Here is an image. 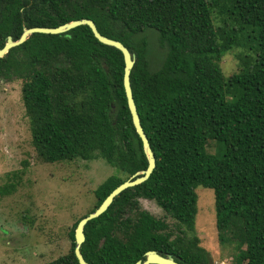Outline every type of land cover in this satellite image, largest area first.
Instances as JSON below:
<instances>
[{"label":"trees","instance_id":"obj_1","mask_svg":"<svg viewBox=\"0 0 264 264\" xmlns=\"http://www.w3.org/2000/svg\"><path fill=\"white\" fill-rule=\"evenodd\" d=\"M82 18L135 54L131 84L157 160L149 179L86 224L85 259L135 264L156 250L182 264H212L196 233L203 185L215 191L218 238L233 245L231 264H264V0H0V49L26 28ZM236 49L239 69L227 77L221 62ZM124 70L123 52L89 25L33 33L0 57V79L22 81L42 160L103 158L119 171L95 190L91 212L149 165ZM212 144L220 153L209 151ZM141 198L155 200L176 223L143 209ZM80 219L70 233L75 264Z\"/></svg>","mask_w":264,"mask_h":264},{"label":"rangeland","instance_id":"obj_2","mask_svg":"<svg viewBox=\"0 0 264 264\" xmlns=\"http://www.w3.org/2000/svg\"><path fill=\"white\" fill-rule=\"evenodd\" d=\"M236 49L221 62L228 77L238 71ZM210 152L220 153L212 144ZM117 168L105 159L45 162L32 143L29 118L22 97V81L0 79V264H48L64 257L72 263L70 236L75 223L96 205L95 190ZM17 184L11 193L4 186ZM196 233L211 256L212 264H231L233 245L219 242L216 227L215 191L199 185ZM140 205L170 224L155 200Z\"/></svg>","mask_w":264,"mask_h":264},{"label":"water","instance_id":"obj_3","mask_svg":"<svg viewBox=\"0 0 264 264\" xmlns=\"http://www.w3.org/2000/svg\"><path fill=\"white\" fill-rule=\"evenodd\" d=\"M80 25H89L95 35V37L101 41L104 44L114 46L118 49H120L123 52L124 59H125V70H124V87L126 91L127 101L129 105L130 112L132 114V119L134 126L141 137V140L143 142L144 152L148 158L149 165L146 169H143L141 171H138L134 176L117 186L101 203V205L96 208L93 212H90L85 217L80 219L78 222L76 229H75V254L76 257L79 260V264H90L84 257L83 252L81 250L82 244L86 240L85 235V226L86 224L102 215L112 204L114 201V198L121 194L124 190L130 187H134L136 185H139L143 182H145L147 179L150 178L151 174L153 173L154 169L157 165L156 155L155 152L152 149L149 137L147 133L144 130V127L142 125L141 117L138 111V107L135 101L133 88L131 84V72L136 62V56L133 54L130 49L120 40H116L110 37H107L103 35L95 21L91 18H82L73 20L71 22L64 23L62 25H59L57 27H31L26 28L22 34V36L18 40H14L11 36L8 37V41L6 45L0 49V57L6 56L10 49L13 47H16L22 43H24L28 37L36 32L39 33H51V34H59L67 32L75 27H78ZM146 260H138L135 264H182L178 262L175 257L171 254L168 255H162L156 250H149L146 252Z\"/></svg>","mask_w":264,"mask_h":264}]
</instances>
